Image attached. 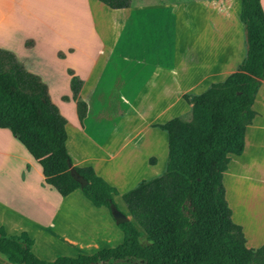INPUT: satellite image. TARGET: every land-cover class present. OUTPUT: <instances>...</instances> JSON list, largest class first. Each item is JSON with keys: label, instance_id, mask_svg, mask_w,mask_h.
Here are the masks:
<instances>
[{"label": "trees", "instance_id": "obj_1", "mask_svg": "<svg viewBox=\"0 0 264 264\" xmlns=\"http://www.w3.org/2000/svg\"><path fill=\"white\" fill-rule=\"evenodd\" d=\"M111 9L130 0H97ZM244 56L223 80L198 94L182 93L190 117L174 116L153 127L166 134L164 170L139 180L121 194L130 220L118 223L122 241L90 254L38 258L24 231L7 235L0 226V254L15 264H264V243L246 247L241 227L230 217L222 172L228 154L239 155L244 131L255 112L251 105L264 81V12L260 0H239ZM76 117L86 104L78 98L81 80L67 69ZM66 100V96H62ZM65 118L50 100L46 85L0 49V128L24 147L40 166L44 182L64 196L79 188L93 206L116 207V189L90 166H75L65 146ZM154 159L149 158L153 163ZM81 175L82 187L69 174ZM117 208V207H116ZM110 213V212H109ZM138 228L143 232L141 236Z\"/></svg>", "mask_w": 264, "mask_h": 264}, {"label": "crops", "instance_id": "obj_2", "mask_svg": "<svg viewBox=\"0 0 264 264\" xmlns=\"http://www.w3.org/2000/svg\"><path fill=\"white\" fill-rule=\"evenodd\" d=\"M75 1L77 3V0ZM84 1L87 4H84V7L86 6L85 12L89 19V29L92 30L94 37L100 43L96 47V56L88 57L84 54L86 57H79L73 66L66 61V57L72 52H67L68 48L72 49L71 46L67 45L63 50L54 49L56 60L65 62V81L68 87L67 91L56 93V96L59 99L66 96L67 99L63 101L72 100V112L77 122L76 127L80 131V138H76V142L82 147V151L80 154L76 151L71 152L67 145L70 139L68 135H66L65 146L73 165L92 167L96 175L116 189L117 194L113 197L114 203L119 210L128 215L121 194L143 179V176L137 173V162L142 159L147 166L155 164L156 159L151 155V152L147 154L144 152L142 155L140 152L144 149L142 144L147 143L150 138L146 133H155L159 129L150 126V124L157 122L156 120H147L143 127L145 136L138 138V131L127 136L124 140L123 136L120 142L115 144V147H111L110 143L113 144L111 141L105 142L96 139L94 137L95 131L92 134L88 133L87 129L89 125L94 130L96 128L102 129V123L107 124L114 119V116L106 115L108 111L102 99L99 100L97 108H93L91 98L95 95L118 98V105H115L112 111L121 120V125L127 122L129 112L134 110L131 103L132 92H128L131 91L129 90L131 76L122 86L113 85L110 90L107 89L104 93L101 92V88L99 89L97 80L102 74V61L114 64L120 59L122 63L129 64L130 60L127 58L129 56L123 55L126 51L123 54L117 52L123 56L116 58V60L113 59L114 55L112 54L115 53L117 43L115 41L104 42V40L110 38V32L113 34L122 13L128 11L131 14H137L142 8L135 9L133 0H130L129 7L119 9H111L99 1L96 2L97 0ZM227 1H231L232 8L230 11L226 7L228 2L220 1L216 9L207 2L204 3L202 10L192 12L191 26L188 27L186 33L188 48H190L188 49L190 60L187 59V62H183L184 67H179L176 63V67L171 68L170 77H168L169 83L162 85L158 93H155L161 98L156 101V105L160 108L159 112H173L169 114L168 119L178 116L183 106L190 107L182 99V93L198 94L211 82L223 80L236 69L243 58L245 44L243 28L238 20L239 6L236 0ZM81 2L83 0H78L80 7ZM260 2L262 6L264 0H260ZM101 5L105 7L102 9L103 6ZM47 6L49 4H45V0H0V49L12 53L25 70L37 75L44 84L47 80V74L41 68L35 67V62L32 61L45 63L46 37L50 33L49 23L44 13ZM101 27H109L106 29L109 33L104 29V31L101 30ZM80 46L82 49L93 48L92 43L81 44ZM198 48L202 51L197 50ZM103 51H107L112 57L102 56ZM140 60L144 66H148L145 59L140 58L138 61ZM67 69H70L81 80L78 98L86 104V112L81 124L76 117L75 102L71 97L72 93L69 87L70 75H68ZM140 70L141 68H139ZM156 72L162 75L159 70ZM45 85L47 93L50 95L49 87L47 84ZM173 106L177 108L171 110ZM263 107L264 81L260 83L251 105L255 114L250 124L245 128L242 152L239 155L228 154L229 160L226 169L222 172L224 197L230 209L231 220L241 227L245 245L250 248H257L263 244L264 236L259 237L260 235H258L259 239H257L254 231L245 224L240 210L243 202L241 195L238 194V188L248 185L259 186L260 180L264 179ZM67 126L68 121L66 120V134L68 133ZM161 135L160 146L165 150L166 155V134L165 140L163 133ZM11 143L18 144L20 151H22L20 155L23 162L19 168H15L12 164L11 159L15 157L10 151ZM150 157L155 159L153 163L149 162ZM17 191L20 195L14 196L19 200L12 195ZM13 204H25L26 210L19 211L18 209L21 210V207L16 208ZM61 206L67 209L84 206L90 212L98 215L99 220L76 219L66 223L68 229L63 223L61 230H56L53 219L55 220L54 217L60 214ZM37 211L42 212L43 216L45 213L47 218L41 221V217H37L40 216L36 214ZM0 226L7 235L19 234L24 231L33 240L30 250L42 260H51L57 255L90 254L99 249L117 245L122 241L123 236L107 208L93 206L82 195L79 188L61 196L51 185L45 183L40 166L7 128H0ZM0 264L15 263L8 262L0 254Z\"/></svg>", "mask_w": 264, "mask_h": 264}, {"label": "rangeland", "instance_id": "obj_3", "mask_svg": "<svg viewBox=\"0 0 264 264\" xmlns=\"http://www.w3.org/2000/svg\"><path fill=\"white\" fill-rule=\"evenodd\" d=\"M220 1L228 2L226 7L229 9L228 11L231 10V1L227 0H133L134 7H136L135 9L142 8L139 13L131 14V12L128 11L122 14L119 13L122 16L119 18L120 20L117 22L119 24L116 26L113 34L106 30L109 29V27H101V30L104 29L107 31L110 37L104 40V42L115 41L117 43L115 46V53L112 54L114 55L113 59L116 60V58L126 55L129 56L127 58L130 62L126 64V62L122 63L121 60L118 59L119 61L110 64L109 62L104 63L105 61H102V76L100 75L97 80L98 87L99 89L101 88L102 91H100L104 93L107 89L110 90L113 85L122 86L125 81L127 82L128 77L131 76L129 85V90L131 91L128 92H132L131 103L134 110L129 112V118L125 117L128 118L126 119L127 122L121 125V120H119V117H116L112 111L114 106L118 105V98L95 95L91 98V105L93 108H95L99 100L102 99L108 111L106 115H112L114 119L108 123L106 122L107 124L102 123V129L96 128V130H94L91 128V125H89L87 129L88 133L94 134L93 132L95 131L94 137H96V139H100L101 141L104 140L105 142L111 141L113 142V144L110 143L111 147H115V144H117L118 141L120 142L123 136L124 140L127 136H131L137 131L139 135L138 138L145 136L143 127L147 120H156L157 123L168 120L169 114L173 112H159L160 108L156 105V101H159L161 98L155 95V93H158L162 85L169 83L168 77H170L169 74L172 67H176L177 64L179 67H184L185 64H183V62H187V59L190 60V52L188 50L190 48H188L186 33L188 27L191 26L192 12L202 10L204 3L206 4L207 2L212 5V8L216 9ZM236 2L239 6V0H236ZM45 4H49V6L45 8L44 13L50 28V33L49 35L47 33L48 36L46 37V50L44 52L45 63L43 64L40 61L32 62H35V67L41 68L47 74L45 84L49 87L50 100L56 105L59 112L61 111L63 113L60 112L65 120L68 121V133L66 135H68L70 139L67 145L71 152L76 151L80 154L82 147L76 142V138H80V131L78 127H76L77 122L72 112V100L63 101L56 96V93L67 91L68 87L65 81V62L56 60L54 49L63 50L67 45L71 46L73 50L67 49V52H72L66 57V61L74 66V63L79 57L85 58L86 55L88 57L96 56V47L99 46L100 43L94 37L92 30L89 29V19L85 12L86 6L84 7V4H87L84 0L81 2V7L78 0L77 3L75 0H45ZM59 6H61V8H59ZM101 6H103L102 9L105 7L104 5ZM262 7L264 10V3ZM103 37H105V35H103ZM87 43H92L93 48L82 49L80 45H85ZM197 50L202 51L200 48ZM117 52H122V54L125 52V54L119 55ZM109 55L107 51H103L102 53V56L106 58L112 57V55ZM140 58L145 59V61L148 62V66H144L141 60L138 61ZM139 68H141L140 71ZM156 70L162 72V75L156 72ZM168 100L170 101V99ZM176 108V106H173L171 110H175ZM178 116L183 120H188L190 117V107L187 108L186 105L183 106ZM150 126H152V124H150ZM162 133L165 140V132L161 129H157L155 133H146L150 138L147 143L142 144L144 149L140 152V155L144 152H146L145 154L151 152L156 162L153 166H147L142 159L136 163L138 167L137 173L142 175L143 179L159 175L164 170L166 155L165 150L160 146V136H162ZM10 147V151H12L15 157L11 159L12 164L15 168H19L20 164L23 162V158L20 155L22 151H20L16 143H11ZM260 181L261 184L259 186L248 185L238 188V194L241 195L243 202L240 210L244 222L254 231L257 239L264 236V179ZM12 195H20V193L18 194L17 191ZM13 205L16 208L21 207V210L20 208L18 209L19 211L26 210L25 204ZM59 212L60 214L54 217L56 219H53L56 230H61L60 228H62L64 224L66 225L68 221H74L76 219L99 220L98 215L90 212V210L84 206H75L73 209H67L61 206ZM36 214L40 215L37 217H41V221L47 218L45 213H43L44 216L42 212L37 211ZM138 230L141 236H143L141 229L138 228ZM258 235L260 236L258 237Z\"/></svg>", "mask_w": 264, "mask_h": 264}, {"label": "water", "instance_id": "obj_4", "mask_svg": "<svg viewBox=\"0 0 264 264\" xmlns=\"http://www.w3.org/2000/svg\"><path fill=\"white\" fill-rule=\"evenodd\" d=\"M69 174L73 180L78 182L80 187L86 184V180L81 175H79L72 166L69 167ZM109 212L116 224L130 220L129 215H126L124 212L120 211L116 207H113L112 205H110Z\"/></svg>", "mask_w": 264, "mask_h": 264}]
</instances>
